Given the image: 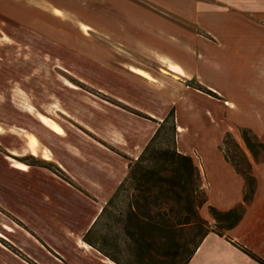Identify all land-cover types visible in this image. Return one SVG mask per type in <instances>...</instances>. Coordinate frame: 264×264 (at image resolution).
<instances>
[{"label":"crops","instance_id":"1","mask_svg":"<svg viewBox=\"0 0 264 264\" xmlns=\"http://www.w3.org/2000/svg\"><path fill=\"white\" fill-rule=\"evenodd\" d=\"M35 1L48 4L50 11L47 10L53 17L63 16L58 10L65 9L56 5V0ZM203 1L163 0L169 10L181 16L188 10H193L194 15ZM7 2L0 0V14L7 13ZM256 3L257 16L264 17V0ZM258 30L255 36L240 41L256 47L254 64H246L255 65V79H243L240 88L245 98L243 113L255 117L241 119V124L255 131L264 142V26ZM149 44L144 40L132 43L131 47L157 67L142 62L131 64L142 65L151 72L132 66L135 73L131 71L130 78L117 80L103 74L101 83L95 85L131 110L102 98L85 96L78 111L74 107L62 110L71 125L61 124L42 112L36 115L52 133L50 140L45 142L41 135L28 132L26 143L14 150L7 140L0 139V146L6 150L0 148V243H9L26 257L0 244V264H109V258L89 244L85 235L127 177L130 162L139 158L171 108L176 109V133L183 130L179 100L194 93L187 82L197 76V69L176 55L182 44L170 48L171 52ZM194 46L193 52L198 53ZM248 60L241 58V66ZM184 72L191 74V79ZM111 82L119 90L108 89ZM207 86L220 90L212 83ZM223 98L228 106L234 102ZM195 109L192 114L199 112L203 116L198 125L204 121L212 124L211 108ZM30 135L39 141L38 155ZM177 143L180 152L193 156L183 149L179 135ZM202 151L198 148V153ZM25 156H33L36 163L19 159ZM201 156L209 178L207 208L229 210L244 204L245 210L233 228L223 234L209 232L188 264H264V170L255 171V192L251 200L245 201V178L222 157L215 159L205 151ZM43 163L58 166L62 174ZM198 168L204 176L200 165ZM207 218L215 222L209 209Z\"/></svg>","mask_w":264,"mask_h":264},{"label":"rangeland","instance_id":"2","mask_svg":"<svg viewBox=\"0 0 264 264\" xmlns=\"http://www.w3.org/2000/svg\"><path fill=\"white\" fill-rule=\"evenodd\" d=\"M212 1L204 0L194 15L193 10H188L183 17L169 10L163 0H56V5L71 16L67 19L59 14L55 15L60 18L53 17L48 12V4L46 8L35 0H8L7 13L0 14V139L7 140L14 150L21 143H26L24 138L28 132L41 135L45 142L50 140L52 133L36 115L42 112L61 124L71 125L70 118L62 110L74 107L78 111L85 96L102 98L131 110L96 88L95 85L103 80V74L122 80L130 78L131 71L134 72L130 68L132 66L150 71L131 63L142 62L157 67L152 60L135 53L132 43L145 40L170 52L180 43L182 45L176 55L195 67L197 76L191 79V74L184 72L191 79L187 84L194 93L179 100L184 128L177 130L176 143L179 135L183 149L191 152L195 164L204 170L203 176L199 168L201 193L198 203L205 196L208 200L209 178L201 156L204 151L215 159L222 157L243 177L251 175L256 186L254 173L264 170V148L258 144V141H263L259 135V138L255 136V131L241 124V119L254 118L255 114L243 113L241 107L245 98L240 89L243 79H255V65L246 64H254L256 47L254 44L247 47L240 41L255 36L264 26V17L261 14L257 16L256 0ZM89 25L93 29H88ZM194 45L198 53L193 52L191 47ZM241 58L250 60L241 66ZM209 83L220 90H210ZM75 86L77 88H73ZM108 89L119 90L112 82ZM223 97L234 102L228 106L229 102L225 104ZM198 106L214 111L210 117L211 125L205 121L197 124L203 121L201 113L192 114ZM171 110L176 123V109ZM246 128L256 157L243 138ZM168 130L167 127L158 139V146L172 143ZM198 148L203 150L202 153H198ZM19 159L32 163L37 161L33 156ZM247 187L246 181V192ZM124 202L125 196H121L110 207L113 215L118 213ZM207 204L208 201L199 211L215 227L216 222L207 218ZM108 220L107 217L102 219L93 240L105 234L123 240L124 234L117 229L116 222L113 223V231L107 232ZM188 235L193 237L194 233ZM0 244L26 258L9 243L1 241ZM108 262L117 264L110 258Z\"/></svg>","mask_w":264,"mask_h":264},{"label":"trees","instance_id":"3","mask_svg":"<svg viewBox=\"0 0 264 264\" xmlns=\"http://www.w3.org/2000/svg\"><path fill=\"white\" fill-rule=\"evenodd\" d=\"M167 127L172 143L158 146V139ZM245 130L243 138L256 157L248 137L249 129ZM255 136L258 137L257 134ZM258 144L264 148L263 142L258 141ZM45 164L62 174L57 166ZM200 177L193 158L177 148L176 123L171 110L139 158L130 162L127 177L103 207L85 240L117 264H188L209 232L223 234L233 228L245 210L244 204L229 210L209 206L216 222L212 227L199 211L207 202L206 196L199 203L197 200L201 193ZM244 178L248 184L245 201H249L255 191V180L248 174ZM121 196H125L124 205L113 215L110 207ZM104 217L109 219L105 227L107 232L113 231V223L116 222L117 229L124 234L123 240L109 237V234L92 239ZM188 233H194L193 237H188Z\"/></svg>","mask_w":264,"mask_h":264},{"label":"bare ground","instance_id":"4","mask_svg":"<svg viewBox=\"0 0 264 264\" xmlns=\"http://www.w3.org/2000/svg\"><path fill=\"white\" fill-rule=\"evenodd\" d=\"M58 9V8H57ZM59 13H61L64 17H67V18H71V16L69 15L68 11L66 12L65 10H58ZM30 139H31V145H33L35 148H34V152L36 155L39 154V141L37 140L36 137L30 135ZM46 156V155H45Z\"/></svg>","mask_w":264,"mask_h":264}]
</instances>
